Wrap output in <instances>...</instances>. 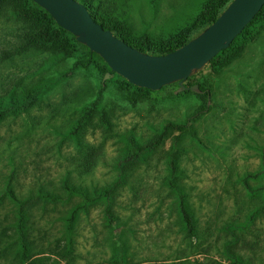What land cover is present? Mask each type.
Masks as SVG:
<instances>
[{
  "label": "rangeland",
  "instance_id": "rangeland-1",
  "mask_svg": "<svg viewBox=\"0 0 264 264\" xmlns=\"http://www.w3.org/2000/svg\"><path fill=\"white\" fill-rule=\"evenodd\" d=\"M82 1L129 42L153 48L197 35L216 0ZM49 17L31 0H0V264H114L118 243L123 264H264V7L186 81L211 91L192 130L143 151L205 98L175 83L122 90L115 73L85 119L104 61L69 32L43 41L40 29H57ZM175 171L193 234L165 183ZM64 179L85 195L69 194Z\"/></svg>",
  "mask_w": 264,
  "mask_h": 264
},
{
  "label": "water",
  "instance_id": "water-1",
  "mask_svg": "<svg viewBox=\"0 0 264 264\" xmlns=\"http://www.w3.org/2000/svg\"><path fill=\"white\" fill-rule=\"evenodd\" d=\"M32 1L128 82L151 90L177 83L176 92L185 90L184 82L191 75L228 48L264 5V0H232L211 24L188 42L159 55L144 52L117 37L111 29L95 21L78 0ZM109 76L107 72L103 80ZM190 90L200 92L196 83L190 86Z\"/></svg>",
  "mask_w": 264,
  "mask_h": 264
},
{
  "label": "trees",
  "instance_id": "trees-1",
  "mask_svg": "<svg viewBox=\"0 0 264 264\" xmlns=\"http://www.w3.org/2000/svg\"><path fill=\"white\" fill-rule=\"evenodd\" d=\"M32 1V0H31ZM80 2H82L86 8L88 9L90 15L94 18L95 21H97L98 23H100L103 27L105 28H109L113 31V33L119 37L120 39L126 41L127 43H129L130 45L144 51V52H148V53H152V54H165L167 52H170V51H173L175 49H177L178 47L182 46L183 44H185L186 42H188L191 38H188V39H185V40H182V39H178L175 41L174 45L171 46V47H166V46H158V47H151L149 43L147 42H144V44L142 43H137V44H133L131 42H129L128 40H126L122 35L118 34L116 32V29H118V24L116 23H105L103 20L99 19L95 13L93 12L92 8L84 3L82 0H78ZM232 0H216L212 3L209 4L206 12L204 13V16H203V21L205 22L206 26H208L209 24H211L218 16L219 14L222 12V10L231 2ZM33 2V1H32ZM35 5V8L37 9H41L42 11H44L46 14H48L50 17V21L51 22H54L56 25H57V29H54V30H50L48 29V25H46L43 29H40V32H39V36L40 38L43 40V41H47L49 40L50 38L54 37V36H57L59 34H62L64 32H68L66 31L65 29H63L62 27H60L56 22L55 20L51 17V15L45 10L43 9L42 7H40L39 5H37L36 3H34ZM264 7V5H263ZM262 7V8H263ZM261 8V9H262ZM261 11V10H260ZM259 11V12H260ZM258 12V13H259ZM257 13V14H258ZM256 14V15H257ZM256 15L254 16V18L256 17ZM253 18V19H254ZM252 19V20H253ZM251 20V21H252ZM250 23V22H249ZM249 23L245 26V28L242 30V32L246 29V27L249 25ZM241 32V33H242ZM70 33V32H69ZM240 33V34H241ZM71 34V33H70ZM239 34V35H240ZM237 35L235 37V39L239 36ZM75 38V37H74ZM234 39V40H235ZM233 40V42H234ZM77 41V40H76ZM78 42V41H77ZM232 44V43H231ZM230 44V45H231ZM80 45L82 46H85L83 45L82 43H80ZM88 50L89 48L87 46H85ZM230 47V46H229ZM228 48L220 51L217 55H215L210 61L209 63H213V61L216 60V57L223 51L227 50ZM89 52L93 53V54H97L95 52H92L89 50ZM98 55V54H97ZM99 56V55H98ZM100 57V56H99ZM101 58V57H100ZM102 59V58H101ZM103 60V59H102ZM104 61V60H103ZM208 63V64H209ZM104 66L106 67L105 70L103 71V74L105 76V74L107 72L110 73V76L112 74H115V72H113L109 66L107 65V63L104 61ZM117 74V73H116ZM103 76V78H104ZM193 76V75H192ZM192 76H190L188 79H190ZM121 78L123 79V84L124 86H121V89L124 90L125 87H135V89L137 91H147V92H151L152 90L149 89V88H145V87H138L136 85H133L132 83L128 82L127 79H125L124 77L121 76ZM108 79V78H107ZM106 79V80H107ZM187 79V80H188ZM186 80V81H187ZM108 81V80H107ZM184 82V85L187 87L185 90L189 89L190 90V85L188 82ZM105 81L102 80V83L100 85V88L98 90V96L97 98L90 104V106L87 107L86 109V112H85V116L84 118L87 119V117L89 115H91L95 110L96 108L100 105V102H101V99H102V94L103 92L105 91L106 89V85L104 83ZM177 84V83H175ZM178 85V84H177ZM198 87L200 89V92H198V94L202 97L205 98V105L203 108L201 109H198L197 111H195V113L189 118L187 119L186 121L184 122H181V123H174V122H167L163 125L162 129H161V132L159 135L156 136L155 140L151 141V142H148L146 143L145 145L141 146L139 148L140 151H143V150H146L147 148H151L157 144H160L163 139L173 133V132H176L177 135H175V139H178L181 134L185 133V132H188V131H191L192 128H193V124L192 122L194 121L196 115L201 112V111H204L206 109H208L210 107V104H211V91L208 89V88H205V87H202V85L198 84ZM197 93V92H196ZM139 150H138V153H139ZM176 156L175 153H171V156H170V160L174 163V157ZM175 166V164L173 165V167ZM177 174L176 171L173 173L172 176H169L167 179H165V183L166 185L168 186V188H170L176 198H177V209H178V212H179V215H180V218H181V222L183 223V226L185 227L186 231L190 234H193L194 233V229H195V219H194V215H193V212L191 211L189 205H188V202H187V195L186 193L183 191V189L181 190V187L179 184H177V182L174 180V175ZM63 185H64V188L66 190H68V193L71 194V193H80V194H83L85 195V190L80 187V186H77V185H74L72 183H70L69 179H64L63 181ZM9 189V187H8ZM11 190V189H10ZM11 192V191H10ZM10 192H8V194H10ZM100 195H102L105 200H106V205H105V212H106V215L110 218L113 219V216L110 212V208L112 206V199H111V196L110 194L108 193V191H103L101 190L100 191ZM44 196L46 197H50V194L49 193H44ZM21 217L23 218L24 216V213H21L20 214ZM77 217V211L74 210L70 216L68 217V224H67V231L69 232V236H71L70 234L72 233V228H73V224H74V221ZM18 227L21 231V233H24L25 231V228H24V224H23V221H20V223H18ZM24 253L26 254V248L24 247ZM113 259L112 262H114V264H123L124 261L126 260V255H125V249H124V245L123 243H118L116 246H115V253L114 255L111 257ZM127 261V260H126Z\"/></svg>",
  "mask_w": 264,
  "mask_h": 264
}]
</instances>
